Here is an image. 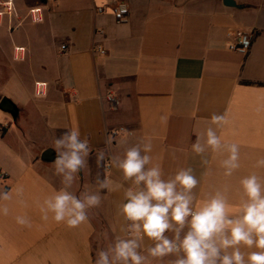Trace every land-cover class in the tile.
I'll use <instances>...</instances> for the list:
<instances>
[{
  "label": "crops",
  "instance_id": "0c3cea01",
  "mask_svg": "<svg viewBox=\"0 0 264 264\" xmlns=\"http://www.w3.org/2000/svg\"><path fill=\"white\" fill-rule=\"evenodd\" d=\"M232 1L0 0V187L22 186L26 202L14 195L0 215V264H93L105 237L125 235L120 206L133 183L113 158L133 145L151 144L145 167L159 166L165 180L190 168L195 204L221 191L236 206L240 179L264 177L254 167L264 157V0ZM116 3L128 5L125 22L110 13ZM241 33L251 35L246 54L229 49ZM212 114H225L227 124L211 125ZM208 127L239 145L241 167L230 177L222 167L226 148L213 152L205 144ZM71 128L92 149L81 190L105 178L114 189L100 190V205L74 229L42 221L36 206L60 186L54 160L43 158L56 156L54 139ZM125 135L119 146L106 143ZM197 135L200 154L192 150ZM19 215L31 226L19 225Z\"/></svg>",
  "mask_w": 264,
  "mask_h": 264
},
{
  "label": "clouds",
  "instance_id": "9594fccd",
  "mask_svg": "<svg viewBox=\"0 0 264 264\" xmlns=\"http://www.w3.org/2000/svg\"><path fill=\"white\" fill-rule=\"evenodd\" d=\"M227 122L225 114H212L209 120L217 127ZM205 136V144L213 152L226 148L228 155L222 167L225 176H232L241 167L239 145L222 139L213 127L206 129ZM121 140L126 141L127 135L118 139L109 136L106 143L119 146ZM200 141L197 135L192 144L197 154L205 150ZM52 147L56 153L52 166L60 186L38 199L36 206L42 221L51 219L70 229L78 228L100 205V190L111 193L113 183L105 178L97 187L84 185L81 190L79 177L92 149L78 128L62 132ZM151 150L150 143L133 145L124 150L122 157L113 158L124 179L133 183L124 192L126 202L120 206V213L129 223L125 235L104 238L93 264H156L167 257H174L169 264H264V177L250 172L240 179L243 197L236 206L221 191L195 204L192 190L198 181L192 170L180 169L165 180L159 166L145 167L151 162L147 155ZM99 159H103L102 151ZM254 167L264 169V157L258 158ZM14 195L20 203H26L22 186L0 187V215L9 213L6 202ZM16 222L31 226L27 215L17 216ZM166 233H172V237ZM145 240L151 245L145 247Z\"/></svg>",
  "mask_w": 264,
  "mask_h": 264
},
{
  "label": "built area",
  "instance_id": "2783aa9c",
  "mask_svg": "<svg viewBox=\"0 0 264 264\" xmlns=\"http://www.w3.org/2000/svg\"><path fill=\"white\" fill-rule=\"evenodd\" d=\"M111 15L113 16L114 20L118 23L125 22L129 15V8L128 5L125 3H116L113 6L109 8ZM98 12L102 13L104 11V8H98ZM30 12L32 14H36L39 12V9H31ZM251 47V35L249 33H241L239 34L234 43L229 45V49L236 51L240 54H246ZM22 49V48H21ZM20 49V50H21ZM61 51L66 50L65 45H61L60 47ZM100 53H103L104 51L99 48ZM107 102L112 106L115 107L117 105V101L112 96H107L106 98ZM122 131V129H120ZM117 131H115L113 134H116ZM1 177V175H0Z\"/></svg>",
  "mask_w": 264,
  "mask_h": 264
},
{
  "label": "water",
  "instance_id": "95a60500",
  "mask_svg": "<svg viewBox=\"0 0 264 264\" xmlns=\"http://www.w3.org/2000/svg\"><path fill=\"white\" fill-rule=\"evenodd\" d=\"M223 3L226 5V6H234L235 3L232 1V0H223ZM7 107V106H6ZM2 109V107H1ZM11 115L14 117V113L13 112H10ZM44 160L46 161H53L55 159V156L53 153H50V152H47L45 154V158H43Z\"/></svg>",
  "mask_w": 264,
  "mask_h": 264
},
{
  "label": "flooded vegetation",
  "instance_id": "af4514ba",
  "mask_svg": "<svg viewBox=\"0 0 264 264\" xmlns=\"http://www.w3.org/2000/svg\"><path fill=\"white\" fill-rule=\"evenodd\" d=\"M3 104H4V106H7V105H9V103H7V101H5Z\"/></svg>",
  "mask_w": 264,
  "mask_h": 264
},
{
  "label": "trees",
  "instance_id": "16d2710c",
  "mask_svg": "<svg viewBox=\"0 0 264 264\" xmlns=\"http://www.w3.org/2000/svg\"><path fill=\"white\" fill-rule=\"evenodd\" d=\"M6 101V100H5Z\"/></svg>",
  "mask_w": 264,
  "mask_h": 264
}]
</instances>
